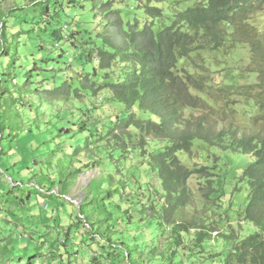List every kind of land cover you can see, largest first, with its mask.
Segmentation results:
<instances>
[{
	"label": "rangeland",
	"instance_id": "obj_1",
	"mask_svg": "<svg viewBox=\"0 0 264 264\" xmlns=\"http://www.w3.org/2000/svg\"><path fill=\"white\" fill-rule=\"evenodd\" d=\"M62 1L65 3L55 5V0H0V47L11 40L10 30L17 28L14 40L20 42L18 51L14 46L13 57L32 79L27 89L13 81L6 87L0 83V92L9 91L0 95V128H4L0 131V248L23 246L25 236L34 239L44 233L48 256L38 257L34 264H57L59 253L70 258L64 264H217L215 255L229 249L231 240L256 230L245 218L249 187L240 182L253 159L196 140L191 151L181 153L179 159L188 169L206 167L207 173L189 177L184 205L165 216V193L149 168L148 157L138 147L158 153L167 143L134 127H121V113L127 109L113 101L104 86L118 77V66L99 68L98 46L93 44L110 34L105 27L110 9H123L124 19L129 21L133 15L140 23L146 18L132 7L126 11L125 0H101L105 6L92 8L82 0ZM157 1L165 25L174 14L203 0ZM46 9L54 16L51 26L62 29L58 34H65L67 43L73 37V43L55 46L49 39L43 43ZM20 15L30 18L27 24L19 22ZM249 23L260 52L253 54L250 43L231 46L226 41L219 51L193 52L179 67L203 75L211 89L259 82L252 55L264 54V5ZM73 28L79 32L71 33ZM78 53L94 55L88 69L94 66L98 78L91 91L81 88L89 84L81 82L87 78L77 70ZM58 77L72 88L79 87L77 92H71V87L62 95L39 92L54 89L62 81ZM227 96L233 101L230 106L240 113L254 111L237 96ZM127 111L141 119L152 118L137 106ZM189 113L192 111L187 110L186 116ZM203 113L194 111V116ZM83 122L86 124L80 127ZM223 127L217 124V129ZM95 184L98 187L91 188ZM0 264H7L6 260Z\"/></svg>",
	"mask_w": 264,
	"mask_h": 264
},
{
	"label": "trees",
	"instance_id": "obj_2",
	"mask_svg": "<svg viewBox=\"0 0 264 264\" xmlns=\"http://www.w3.org/2000/svg\"><path fill=\"white\" fill-rule=\"evenodd\" d=\"M82 1H86L90 8L106 4L101 3V0ZM125 1L126 11L129 7L140 10L146 20L140 23L133 15L132 21H129L124 19L123 9H110L105 17V27L110 34L98 37L99 45L97 41L93 43L98 46L95 56L101 69L118 66V77L104 83L111 91L113 101L127 110L137 106L140 112L152 117L141 119L135 112L126 110L121 113V127H134L145 136L152 135L155 140L167 143L158 153H147L146 148L138 147L142 155L148 157L149 168L165 193L168 202L165 216H171L175 209L184 205L187 196L186 181L189 177L194 174L205 177L207 173L206 167L190 170L179 159L181 153L191 151L196 140L211 148L249 156L253 161L245 167L240 182L245 181L249 187L245 218L256 230L231 240L230 248L215 257L218 258L217 264H264V54L252 55L259 82L228 90L206 87L203 75L195 76L179 67L180 63L190 59L193 52H216L223 49L226 41L231 46L240 42L250 43L253 54L260 52V43L252 39L250 29L254 27L249 21L264 5V0H203L174 14L170 23L165 25L161 22L163 10L156 5L157 0ZM64 3L62 0L54 2L55 5ZM45 14L48 17L47 25L41 33L45 39L43 43H47V39L55 42V46L73 43V37L67 43V36L58 34L62 29L51 26L54 16L50 15L48 9ZM17 19L20 23L27 24L30 18L20 15ZM15 31L17 28L10 30L11 40L4 41L5 46L0 47V83L3 82L6 87L13 81L16 86L21 85L22 89H27L32 79L21 65H17L18 58L13 57L14 46L18 51L20 42L14 40ZM73 32L79 31L73 28L71 33ZM20 33L26 34V31ZM61 55L60 52L59 57ZM93 56L91 53H78L76 58L80 64L78 72L87 78L86 81L82 78L81 82L89 84L88 87L81 88L90 91L98 78L94 75V66L91 70L88 69ZM2 66L11 68L13 73H6ZM60 79L61 83L54 89H41L39 92L50 95L68 93L72 84H66L67 80L64 78ZM78 89L79 87L72 88L71 92H77ZM3 92L7 94L9 91L2 89L0 95ZM228 94L237 96L242 105L253 106L254 111L240 113L239 109L230 106L233 101H229ZM187 110L192 113L186 116ZM200 110L205 113L194 116V111ZM243 117L247 119L244 121ZM218 123H222L224 127L217 129ZM244 123L249 127H243ZM85 124L81 123L80 127ZM112 128L113 126L110 131ZM3 129L0 128V131ZM88 132L93 134L90 130ZM95 186L98 187L95 184L91 188ZM45 235L39 233L34 239L25 236L26 244L18 245L17 248H0V260H6L7 264H34L33 261L38 257L45 258L49 252L44 249L47 243L44 244L42 238ZM63 244L67 246L64 240ZM48 247L50 249L51 245ZM58 256L57 264L70 263V258L64 257L65 254L59 253Z\"/></svg>",
	"mask_w": 264,
	"mask_h": 264
},
{
	"label": "bare ground",
	"instance_id": "obj_3",
	"mask_svg": "<svg viewBox=\"0 0 264 264\" xmlns=\"http://www.w3.org/2000/svg\"><path fill=\"white\" fill-rule=\"evenodd\" d=\"M82 181H85V179H82Z\"/></svg>",
	"mask_w": 264,
	"mask_h": 264
}]
</instances>
